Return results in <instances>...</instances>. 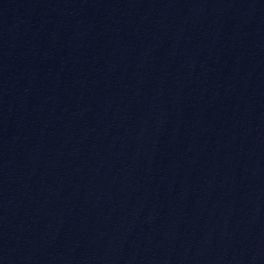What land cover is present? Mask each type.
Here are the masks:
<instances>
[{
  "label": "water",
  "instance_id": "1",
  "mask_svg": "<svg viewBox=\"0 0 264 264\" xmlns=\"http://www.w3.org/2000/svg\"><path fill=\"white\" fill-rule=\"evenodd\" d=\"M0 264H264V0H0Z\"/></svg>",
  "mask_w": 264,
  "mask_h": 264
}]
</instances>
